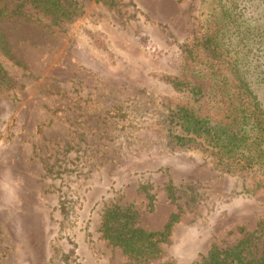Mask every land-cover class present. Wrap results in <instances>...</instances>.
<instances>
[{"label": "rangeland", "instance_id": "1", "mask_svg": "<svg viewBox=\"0 0 264 264\" xmlns=\"http://www.w3.org/2000/svg\"><path fill=\"white\" fill-rule=\"evenodd\" d=\"M106 1L75 0L72 18L55 26L25 4L20 15L0 19L9 51L25 67L0 53V264H62L69 233L77 264H134L100 238L99 217L111 204L130 207L145 231L177 215L160 258L147 264H198L212 244L232 246L238 228L251 232L264 219V200L243 191V178L213 169L197 151L165 147L164 99L172 90L160 76L174 74L178 46L210 5ZM4 2L7 11L20 4ZM238 5L262 42L252 64L264 105V0ZM51 166L67 171L47 177Z\"/></svg>", "mask_w": 264, "mask_h": 264}, {"label": "trees", "instance_id": "2", "mask_svg": "<svg viewBox=\"0 0 264 264\" xmlns=\"http://www.w3.org/2000/svg\"><path fill=\"white\" fill-rule=\"evenodd\" d=\"M19 1L18 6L7 11L4 0H0V19L20 15L17 10L25 4L48 17L55 26L70 20L76 11L75 0ZM240 1L200 0L210 5L206 20L178 46L174 74L160 76L172 90V95L164 99L165 147L170 152L197 151L209 157L213 169L243 178V191L264 200V105L257 92L259 87L255 86L263 80L253 66L258 57L254 48L262 42L253 40L254 23L243 19V14L236 10ZM104 3L113 5L112 0ZM0 53L25 70L9 51L1 32ZM3 77L0 68L1 82L5 81ZM44 171L47 177L61 178L67 170L57 167L53 171L51 166ZM164 191L167 199L172 200L169 182ZM145 196L150 202L151 195ZM68 203L61 193L58 210L67 228ZM136 217L130 207L111 204L100 214L98 232L129 262L147 264L160 258V244L166 243L177 215L171 214L162 229L153 232L136 227ZM263 226L261 219L251 232L238 228L240 237L235 244H212L198 264H264ZM70 236L71 233L65 235L69 248L60 256L62 264H77L76 244Z\"/></svg>", "mask_w": 264, "mask_h": 264}, {"label": "crops", "instance_id": "3", "mask_svg": "<svg viewBox=\"0 0 264 264\" xmlns=\"http://www.w3.org/2000/svg\"><path fill=\"white\" fill-rule=\"evenodd\" d=\"M161 229H162V228H161ZM161 229H160V230H161ZM158 231H159V230H158Z\"/></svg>", "mask_w": 264, "mask_h": 264}]
</instances>
